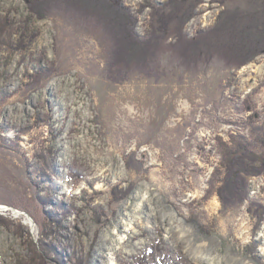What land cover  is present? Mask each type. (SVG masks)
I'll return each instance as SVG.
<instances>
[{
    "label": "rangeland",
    "instance_id": "obj_1",
    "mask_svg": "<svg viewBox=\"0 0 264 264\" xmlns=\"http://www.w3.org/2000/svg\"><path fill=\"white\" fill-rule=\"evenodd\" d=\"M127 13L156 41L124 53ZM3 21L0 264L32 240L48 264H264V175L225 208L210 186L216 137L264 123V0H0Z\"/></svg>",
    "mask_w": 264,
    "mask_h": 264
},
{
    "label": "trees",
    "instance_id": "obj_2",
    "mask_svg": "<svg viewBox=\"0 0 264 264\" xmlns=\"http://www.w3.org/2000/svg\"><path fill=\"white\" fill-rule=\"evenodd\" d=\"M122 21L125 30H120L119 37L122 38L123 45L121 48L124 47V53L125 51L128 53L131 49L130 47H142L148 43L154 42V40L156 41L154 38L150 40V42H141L135 38L133 35L135 20L132 19L128 13L124 14V19H122ZM165 25H167V23ZM0 26L1 31L6 33L8 26H5L4 21L0 22ZM152 26L155 27L154 22ZM120 55H123V52ZM130 56L131 55H123V58H130ZM37 74L42 75L43 70H38ZM251 135L250 141L234 135L231 136L230 141H224L222 137H216L221 160L220 167L217 168L212 175L210 186L215 188L216 180H219L218 183H220V186L216 190V193L224 208L228 205L242 202L249 196L248 177L264 175V165L258 161L257 153L255 152L256 149H264V123L259 127L253 128ZM31 245L34 247L31 251L32 256L28 258L29 262L27 261L28 263H26L48 264L42 253L43 249L33 240Z\"/></svg>",
    "mask_w": 264,
    "mask_h": 264
},
{
    "label": "bare ground",
    "instance_id": "obj_3",
    "mask_svg": "<svg viewBox=\"0 0 264 264\" xmlns=\"http://www.w3.org/2000/svg\"><path fill=\"white\" fill-rule=\"evenodd\" d=\"M218 205V201L216 200V201H214V202H212V206L213 207H216ZM3 211V210H2ZM20 212V211H19ZM19 214V213H18ZM32 220V221H31ZM30 220V217L28 218V217H26V221L28 222V223H30V222H32L33 223V219H31ZM112 264H115V262L114 261H112Z\"/></svg>",
    "mask_w": 264,
    "mask_h": 264
},
{
    "label": "water",
    "instance_id": "obj_4",
    "mask_svg": "<svg viewBox=\"0 0 264 264\" xmlns=\"http://www.w3.org/2000/svg\"><path fill=\"white\" fill-rule=\"evenodd\" d=\"M16 213H19V212H17V211H16ZM25 215H26V214H25ZM27 217L29 218V216H28V215H27ZM30 220H31V218H30ZM31 221H32V220H31Z\"/></svg>",
    "mask_w": 264,
    "mask_h": 264
}]
</instances>
